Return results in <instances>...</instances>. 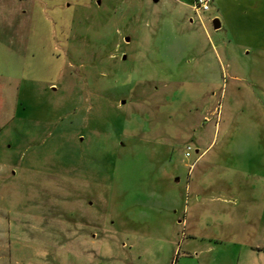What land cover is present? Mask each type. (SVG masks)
I'll return each mask as SVG.
<instances>
[{"label":"rangeland","instance_id":"rangeland-1","mask_svg":"<svg viewBox=\"0 0 264 264\" xmlns=\"http://www.w3.org/2000/svg\"><path fill=\"white\" fill-rule=\"evenodd\" d=\"M263 203L264 0H0V264L264 246Z\"/></svg>","mask_w":264,"mask_h":264},{"label":"crops","instance_id":"crops-1","mask_svg":"<svg viewBox=\"0 0 264 264\" xmlns=\"http://www.w3.org/2000/svg\"><path fill=\"white\" fill-rule=\"evenodd\" d=\"M193 219L192 223L197 225L202 218L195 216ZM261 219L262 216L257 218V225L262 223ZM177 221L187 225V220L177 219ZM240 223H244V218L240 220ZM188 228L185 258L180 264H190L187 259H190L192 264H264V246L245 243L243 240L246 233L236 231L237 229L231 224H227L223 232L224 237L200 233L193 225ZM221 242H224V246H221Z\"/></svg>","mask_w":264,"mask_h":264},{"label":"built area","instance_id":"built-area-1","mask_svg":"<svg viewBox=\"0 0 264 264\" xmlns=\"http://www.w3.org/2000/svg\"><path fill=\"white\" fill-rule=\"evenodd\" d=\"M211 2L213 0H191V8L195 13L199 14L200 12L209 11ZM190 149V145H187L185 150L186 156L190 154Z\"/></svg>","mask_w":264,"mask_h":264},{"label":"water","instance_id":"water-1","mask_svg":"<svg viewBox=\"0 0 264 264\" xmlns=\"http://www.w3.org/2000/svg\"><path fill=\"white\" fill-rule=\"evenodd\" d=\"M212 26H213V28H215V29L220 27V20H219L218 17H213V18H212ZM125 40L128 41V40H129V37L126 36V37H125Z\"/></svg>","mask_w":264,"mask_h":264}]
</instances>
